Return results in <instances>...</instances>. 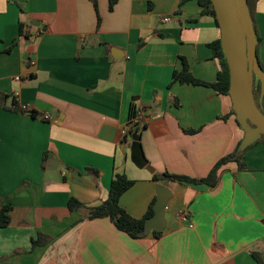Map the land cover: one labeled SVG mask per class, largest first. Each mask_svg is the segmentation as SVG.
I'll return each instance as SVG.
<instances>
[{
  "label": "crops",
  "instance_id": "crops-1",
  "mask_svg": "<svg viewBox=\"0 0 264 264\" xmlns=\"http://www.w3.org/2000/svg\"><path fill=\"white\" fill-rule=\"evenodd\" d=\"M181 1L0 0V209L11 207L0 264H264L263 142L246 149L244 170L222 166L214 188L152 181L204 178L243 138L234 116L223 119L228 96L173 79L186 67L213 83L219 71L218 26ZM249 9L264 71V0ZM132 105L143 109L137 134L153 174L130 161ZM116 174L134 181L120 205L136 219L156 184L171 191L160 237L132 239L108 218L69 212L71 198L104 202ZM38 233L44 244L32 249Z\"/></svg>",
  "mask_w": 264,
  "mask_h": 264
},
{
  "label": "water",
  "instance_id": "water-1",
  "mask_svg": "<svg viewBox=\"0 0 264 264\" xmlns=\"http://www.w3.org/2000/svg\"><path fill=\"white\" fill-rule=\"evenodd\" d=\"M209 1L215 13L220 46L228 67L231 110L243 132L237 147V152L241 153L264 137V114L258 109L253 94L254 83H258L259 101L264 102V71L257 59V37L247 0ZM130 161L137 169L154 173L137 133L131 135ZM155 195L153 215L145 220L143 235L166 229L165 211L172 193L166 186L156 184Z\"/></svg>",
  "mask_w": 264,
  "mask_h": 264
},
{
  "label": "trees",
  "instance_id": "trees-1",
  "mask_svg": "<svg viewBox=\"0 0 264 264\" xmlns=\"http://www.w3.org/2000/svg\"><path fill=\"white\" fill-rule=\"evenodd\" d=\"M92 1L94 2V0ZM184 1L186 0H182L181 4ZM247 1H248V6L250 8L251 0H247ZM8 2L18 4L17 0H8ZM196 2L199 8L201 9V14L210 16L214 20L216 26H218L216 19H215V13H214L211 2L209 0H196ZM114 3H115V0H110V9L113 7ZM94 7L96 8L95 2H94ZM23 30H25L23 29V23L19 22L20 36L23 35ZM210 47H212L213 52H214V57L219 62V71L217 72L215 82L205 83V82L194 79L189 74L186 67H184L182 71H180L179 73L175 72L173 79L178 80L182 84H189L193 86H205V87L213 89L215 92H217L220 95L228 96V88H229L228 67L225 62V58L223 56L222 50H221L220 41L217 40L216 42L211 44ZM259 92H260L259 84L254 83L253 94H254L255 102H256L258 109L264 114V102L259 101ZM133 107L134 105H132L130 109V118L134 115ZM230 116H234V113L230 112L229 115L223 117V119H227ZM235 122H236V119H235ZM236 124L238 125L237 122ZM137 129L138 127L132 128L129 134L132 135L133 133H137L138 131ZM259 142L264 143V137H261L259 140H257L253 144H256ZM238 146L239 144L236 146L235 150L232 153L221 158L213 166V168L210 170L208 175L204 178L194 179V178H190L186 176L172 175L167 172H164L160 175L154 174L152 176V181L155 183L176 182V183L187 185V186H194V187L204 186L207 188H214L217 185L218 172L222 166L228 163L234 162L237 164L238 169L240 170L245 169V164L242 161V159H243V155L247 148L243 152L238 153L237 152ZM133 184H134V181L129 180L125 174H116L114 178L111 180L108 197L104 202H102L101 204L95 207L87 208L82 203L77 201L76 199L71 198L68 202L67 208L70 213H73L80 209L87 210V214L85 217L87 220L108 218L118 231L125 233L132 239H140L143 237L142 232L144 229L145 220L150 218L153 215L152 207H153L154 201L150 204L147 212L142 218L136 219V218L131 217L120 205V198L126 191H128L133 186ZM10 211H11V207L9 205L1 207L0 209V228H5L9 225ZM152 234L154 237L158 238L160 237L161 232H152ZM44 241H45L44 235L38 233L36 238L32 240V249L43 246Z\"/></svg>",
  "mask_w": 264,
  "mask_h": 264
},
{
  "label": "built area",
  "instance_id": "built-area-1",
  "mask_svg": "<svg viewBox=\"0 0 264 264\" xmlns=\"http://www.w3.org/2000/svg\"><path fill=\"white\" fill-rule=\"evenodd\" d=\"M166 21L167 19H163ZM32 65L34 64L33 62L31 63ZM16 81H20L19 77H15ZM22 111H26L27 108L26 106H21ZM133 116L129 119L128 125L123 131L124 135L129 134L130 130L134 127H141L143 125V120H144V113L142 108H138L137 106L134 105L133 107ZM43 119L47 120L49 119L48 115L43 116ZM176 215L179 219V222L188 228L192 229L193 228V223L191 221V213L189 212L188 209L186 208H180L177 212Z\"/></svg>",
  "mask_w": 264,
  "mask_h": 264
}]
</instances>
